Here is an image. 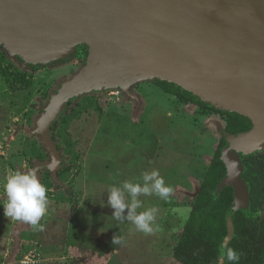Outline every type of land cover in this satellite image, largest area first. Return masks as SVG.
I'll use <instances>...</instances> for the list:
<instances>
[{"label": "rangeland", "instance_id": "obj_1", "mask_svg": "<svg viewBox=\"0 0 264 264\" xmlns=\"http://www.w3.org/2000/svg\"><path fill=\"white\" fill-rule=\"evenodd\" d=\"M87 61L86 44L41 64L0 45V264H181L174 249L223 137L222 159L229 146L225 128L234 111L194 93L205 106L181 100L159 78L82 91L58 109L57 94ZM28 168H37L48 190L41 231L4 215L6 175ZM153 169L174 192L168 200L140 197L144 208L159 210L158 230L144 234L114 219L107 190ZM231 208L233 221L250 200ZM115 235L121 244H113Z\"/></svg>", "mask_w": 264, "mask_h": 264}, {"label": "water", "instance_id": "obj_2", "mask_svg": "<svg viewBox=\"0 0 264 264\" xmlns=\"http://www.w3.org/2000/svg\"><path fill=\"white\" fill-rule=\"evenodd\" d=\"M81 44L87 65L57 94L58 109L82 91L159 78L248 117L250 130L225 133L217 191L234 188L232 211L249 203L241 156L264 146V0H0V45L25 62Z\"/></svg>", "mask_w": 264, "mask_h": 264}, {"label": "trees", "instance_id": "obj_3", "mask_svg": "<svg viewBox=\"0 0 264 264\" xmlns=\"http://www.w3.org/2000/svg\"><path fill=\"white\" fill-rule=\"evenodd\" d=\"M166 93L181 100H201L180 86L159 81ZM225 130L231 134L248 131L252 122L239 113H228ZM227 144L223 137L212 160L206 179L196 196L192 214L174 249V257L181 264H220V246L226 243L239 254V260L224 264H264V153L242 155L244 179L249 188L250 209L238 210L233 215L234 233L227 241L229 228L227 212L235 199V190L224 183L227 167L221 158L222 148ZM227 241V242H226Z\"/></svg>", "mask_w": 264, "mask_h": 264}, {"label": "clouds", "instance_id": "obj_4", "mask_svg": "<svg viewBox=\"0 0 264 264\" xmlns=\"http://www.w3.org/2000/svg\"><path fill=\"white\" fill-rule=\"evenodd\" d=\"M58 161L49 164L54 168ZM3 194L6 200L3 204L4 215L16 221L30 224L34 231H41L44 225L41 218L45 215L48 208V190L42 183L37 168L26 170L10 171L2 185ZM107 204L114 209L112 216L117 221H127L135 226L136 231L144 234H151L158 230L157 215L158 208H144L140 199L142 196L155 195L162 200H168L174 192V188L166 184L164 177L158 169L145 171L135 181L124 180L117 185H113L108 190ZM144 208L143 211L137 209ZM127 210V212H125ZM113 244H121L122 239L116 235ZM236 262L239 254L226 243L220 246V264L224 260Z\"/></svg>", "mask_w": 264, "mask_h": 264}, {"label": "flooded vegetation", "instance_id": "obj_5", "mask_svg": "<svg viewBox=\"0 0 264 264\" xmlns=\"http://www.w3.org/2000/svg\"><path fill=\"white\" fill-rule=\"evenodd\" d=\"M114 109H112L111 111L113 112Z\"/></svg>", "mask_w": 264, "mask_h": 264}]
</instances>
